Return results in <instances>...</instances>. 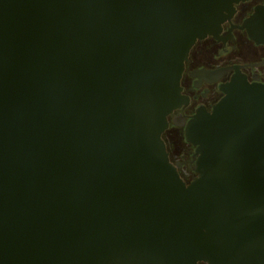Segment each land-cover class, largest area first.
Returning a JSON list of instances; mask_svg holds the SVG:
<instances>
[{
	"label": "water",
	"instance_id": "obj_1",
	"mask_svg": "<svg viewBox=\"0 0 264 264\" xmlns=\"http://www.w3.org/2000/svg\"><path fill=\"white\" fill-rule=\"evenodd\" d=\"M238 1L0 0V264H264V83L187 121L190 182L161 137Z\"/></svg>",
	"mask_w": 264,
	"mask_h": 264
},
{
	"label": "flooded vegetation",
	"instance_id": "obj_2",
	"mask_svg": "<svg viewBox=\"0 0 264 264\" xmlns=\"http://www.w3.org/2000/svg\"><path fill=\"white\" fill-rule=\"evenodd\" d=\"M260 6L264 7V0H239L216 36L207 34L189 49L180 77L181 93L187 102L167 115V127L161 134L169 160L186 183L197 175L195 146L184 137L187 121L198 109L211 112L225 94L222 87L237 73L250 83H264V40L242 26ZM179 139L184 140L186 148L179 145Z\"/></svg>",
	"mask_w": 264,
	"mask_h": 264
},
{
	"label": "rangeland",
	"instance_id": "obj_3",
	"mask_svg": "<svg viewBox=\"0 0 264 264\" xmlns=\"http://www.w3.org/2000/svg\"><path fill=\"white\" fill-rule=\"evenodd\" d=\"M178 142H179V145H184V148H186V144L184 143V140L183 139H181V140L179 139ZM189 151H190V149H189ZM176 156L179 157L180 155L177 154ZM175 159H176V157H175Z\"/></svg>",
	"mask_w": 264,
	"mask_h": 264
}]
</instances>
